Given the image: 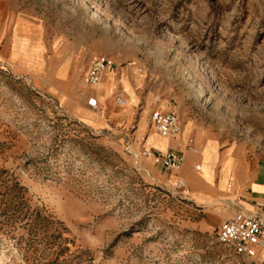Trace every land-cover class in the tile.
Listing matches in <instances>:
<instances>
[{
	"label": "rangeland",
	"instance_id": "1",
	"mask_svg": "<svg viewBox=\"0 0 264 264\" xmlns=\"http://www.w3.org/2000/svg\"><path fill=\"white\" fill-rule=\"evenodd\" d=\"M97 53L116 74L94 110L136 96L148 129L167 103L203 153L264 159V0H0V264H264L218 241L225 197L82 119Z\"/></svg>",
	"mask_w": 264,
	"mask_h": 264
},
{
	"label": "crops",
	"instance_id": "2",
	"mask_svg": "<svg viewBox=\"0 0 264 264\" xmlns=\"http://www.w3.org/2000/svg\"><path fill=\"white\" fill-rule=\"evenodd\" d=\"M115 66L113 61V64L103 72L101 85L86 87L87 91L83 96L84 102L90 105V99L93 98L97 107L100 97L106 98L108 102L114 83L108 89L105 79H112L111 77L116 74ZM57 69L56 73H60V67ZM118 96L121 95H117L116 98ZM135 100L136 96L129 103L128 107L120 110H115L112 105H110L109 109L99 111L84 105H79L80 107L77 108V112L86 123L92 127H98L111 132V135L118 137V140L121 139L122 143L127 139L131 143L136 142L140 144L139 146L178 151L183 157L182 166L179 171H172L170 175L174 177L175 175H180L184 178L190 199L197 203L217 197H225V199H228L242 196L243 198H241L240 202L245 205H250V198L264 197L263 158L258 159L253 165L234 147L227 146L224 149H220L216 141L208 137L206 138L211 140L212 146L215 145V148L213 149L211 148L212 146H209V152L207 154L198 150L196 151L193 148H198L202 145L200 136L196 138L191 135L187 136L189 132H185L184 126L183 131L180 128V131L175 135L161 136L154 128H146V118L148 115L146 103L145 108L137 115L132 106ZM158 106V108H155L161 111H174L165 110L168 107L167 103L163 106L158 104ZM203 160L207 162V173L205 174L200 172V168L194 167L196 162ZM228 179H231L230 186H227ZM230 211L229 216L231 215ZM255 258L264 260V250Z\"/></svg>",
	"mask_w": 264,
	"mask_h": 264
},
{
	"label": "built area",
	"instance_id": "3",
	"mask_svg": "<svg viewBox=\"0 0 264 264\" xmlns=\"http://www.w3.org/2000/svg\"><path fill=\"white\" fill-rule=\"evenodd\" d=\"M112 64L113 59L104 53L92 55L81 77L82 84L85 87L94 86L100 82L103 72ZM116 100L120 104H125L122 96H118ZM90 106L97 107L93 98L90 99ZM150 126L161 136H171L180 131L181 121L175 111H161L153 108L150 111ZM108 133L111 134V132ZM123 144L124 149L135 158H150L153 162L172 171H179L182 166L183 157L176 150H160L148 146H140L138 150H134L132 143L127 139ZM193 149L197 151L196 147ZM194 167L199 168V162H196ZM173 184L182 188L185 187V180L180 175H175ZM230 184L231 179H228L227 186ZM241 198L243 197L236 196L227 199L231 215L225 216L220 221L217 239L219 242L231 245L238 254L245 257H256L264 250V197L250 198V205L241 203Z\"/></svg>",
	"mask_w": 264,
	"mask_h": 264
},
{
	"label": "bare ground",
	"instance_id": "4",
	"mask_svg": "<svg viewBox=\"0 0 264 264\" xmlns=\"http://www.w3.org/2000/svg\"><path fill=\"white\" fill-rule=\"evenodd\" d=\"M102 84V80L98 83V85ZM129 105V102L127 101V99H125V105L124 106H128ZM183 131V129H182ZM198 151L202 152V149L201 148H197ZM199 168L200 170L202 169V163L199 162Z\"/></svg>",
	"mask_w": 264,
	"mask_h": 264
},
{
	"label": "trees",
	"instance_id": "5",
	"mask_svg": "<svg viewBox=\"0 0 264 264\" xmlns=\"http://www.w3.org/2000/svg\"><path fill=\"white\" fill-rule=\"evenodd\" d=\"M98 147H99L101 150H105L104 145H98Z\"/></svg>",
	"mask_w": 264,
	"mask_h": 264
}]
</instances>
